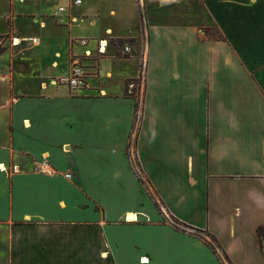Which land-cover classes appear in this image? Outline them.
Here are the masks:
<instances>
[{"label":"crops","instance_id":"1","mask_svg":"<svg viewBox=\"0 0 264 264\" xmlns=\"http://www.w3.org/2000/svg\"><path fill=\"white\" fill-rule=\"evenodd\" d=\"M74 1L0 0V264H264V0H200L219 40ZM73 59L87 87L50 84Z\"/></svg>","mask_w":264,"mask_h":264},{"label":"rangeland","instance_id":"2","mask_svg":"<svg viewBox=\"0 0 264 264\" xmlns=\"http://www.w3.org/2000/svg\"><path fill=\"white\" fill-rule=\"evenodd\" d=\"M90 2V5L93 4L94 6L97 5V1L95 0H88ZM100 0V6L101 7H106L105 2H101ZM19 5V4H18ZM28 3L25 5H20V7L24 8L25 10L28 7ZM35 14L38 11H34ZM138 18H139V23L141 26H148V25H153V24H160V25H166V24H190V25H195L198 26L202 29L200 31V37L201 38H206L209 37V35H217L216 32L214 31L213 24L211 22L210 17L208 14L205 12L203 6L201 5L200 0H188L184 1L179 4H174V5H168V6H163L158 3H149L147 1H144L143 5L139 6L138 8ZM25 19H18L16 21L17 24H29L28 21H23ZM58 21V19H56ZM23 21V22H21ZM209 28L210 32L209 35L204 33V30H207ZM1 42V41H0ZM106 65V64H104ZM86 69V66H85ZM124 70V68H123ZM123 72V71H120ZM117 70L116 73H114V78L113 79H106L107 87L110 92H116L120 88V81L117 78ZM121 75V74H120ZM77 94H74V96ZM128 97H133V95L129 96L126 94ZM138 177L141 178L142 182L144 179L141 177V175L138 174ZM146 187V185H145ZM149 194L150 199L152 200V194L150 191H147ZM152 203H154V207L160 211L162 215H164L163 210H161L160 206L158 203L154 200H152ZM132 214V213H129ZM127 217V215H126ZM138 217V216H137ZM164 218L167 220V218L164 216ZM138 220V218H137ZM135 220V221H137ZM125 221L132 222L131 220H127L125 218ZM172 224H175L172 222ZM177 225V224H176ZM182 229L190 231L186 227L180 226ZM179 227V228H180ZM204 240L209 242V244L216 246L215 242L213 239L206 235H200ZM219 254L222 256L220 250H218Z\"/></svg>","mask_w":264,"mask_h":264},{"label":"built area","instance_id":"3","mask_svg":"<svg viewBox=\"0 0 264 264\" xmlns=\"http://www.w3.org/2000/svg\"><path fill=\"white\" fill-rule=\"evenodd\" d=\"M20 3L26 1V0H16ZM135 2L138 6L143 5L144 1H147L149 3H158L160 5H169L173 4L176 2H180L183 0H131ZM81 3V0H75L74 4L78 5ZM65 7H59L53 14V17L56 18L60 13L65 12ZM70 23L71 22H76L78 20L77 17L70 16ZM33 43L37 42V39L32 38L30 39ZM81 44H86V40L82 39L80 40ZM19 44V39L18 38H13L12 39V45H18ZM109 47V40H99L98 41V48H97V53L98 54H104L106 50ZM134 51L133 45L130 44L129 42H126L122 45V52L124 54H132ZM89 51L86 52V56L90 57ZM146 69V59L144 56H140L139 58V77L137 79L130 80L126 84V94L131 96L135 95L138 87L140 86V83L142 82V79L144 78V72ZM91 74L87 72L82 64L80 63L79 60L73 59L69 72L63 77H59L57 79L50 80L49 83L53 85H61V86H66L70 90H79L81 88H85L88 85V79L90 78ZM36 171L46 175V176H52L56 174V170H54L47 161H43L42 163L37 164L36 166ZM66 178H70V174L66 173L64 175Z\"/></svg>","mask_w":264,"mask_h":264},{"label":"trees","instance_id":"4","mask_svg":"<svg viewBox=\"0 0 264 264\" xmlns=\"http://www.w3.org/2000/svg\"><path fill=\"white\" fill-rule=\"evenodd\" d=\"M214 31L216 32L217 35H209V32H210L209 28L207 30H204V33L209 35V37H206L203 39H207V40H219V39H221L222 36L220 35V33L217 30H214ZM256 233H257V236H258L260 244H261V249L264 253V230L262 228H258L256 230ZM207 245H211V244L208 243ZM212 250L215 252V249L213 246H212Z\"/></svg>","mask_w":264,"mask_h":264},{"label":"bare ground","instance_id":"5","mask_svg":"<svg viewBox=\"0 0 264 264\" xmlns=\"http://www.w3.org/2000/svg\"><path fill=\"white\" fill-rule=\"evenodd\" d=\"M127 220H131V221H135L137 220V215L136 214H128L127 217Z\"/></svg>","mask_w":264,"mask_h":264}]
</instances>
